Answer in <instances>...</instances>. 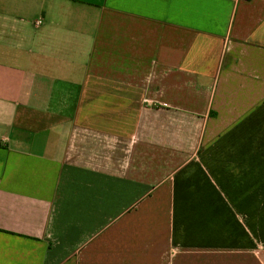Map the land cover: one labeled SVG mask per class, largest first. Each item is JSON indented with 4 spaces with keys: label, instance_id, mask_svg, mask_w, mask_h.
Here are the masks:
<instances>
[{
    "label": "crops",
    "instance_id": "obj_1",
    "mask_svg": "<svg viewBox=\"0 0 264 264\" xmlns=\"http://www.w3.org/2000/svg\"><path fill=\"white\" fill-rule=\"evenodd\" d=\"M0 264H264V0H0Z\"/></svg>",
    "mask_w": 264,
    "mask_h": 264
},
{
    "label": "rangeland",
    "instance_id": "obj_2",
    "mask_svg": "<svg viewBox=\"0 0 264 264\" xmlns=\"http://www.w3.org/2000/svg\"><path fill=\"white\" fill-rule=\"evenodd\" d=\"M260 246V245H259ZM260 247H262V246H260Z\"/></svg>",
    "mask_w": 264,
    "mask_h": 264
}]
</instances>
